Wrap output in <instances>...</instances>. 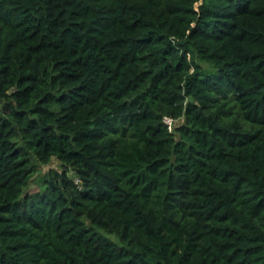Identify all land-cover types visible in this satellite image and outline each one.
<instances>
[{
  "label": "trees",
  "instance_id": "16d2710c",
  "mask_svg": "<svg viewBox=\"0 0 264 264\" xmlns=\"http://www.w3.org/2000/svg\"><path fill=\"white\" fill-rule=\"evenodd\" d=\"M0 264H264V0H0Z\"/></svg>",
  "mask_w": 264,
  "mask_h": 264
},
{
  "label": "rangeland",
  "instance_id": "374dc122",
  "mask_svg": "<svg viewBox=\"0 0 264 264\" xmlns=\"http://www.w3.org/2000/svg\"><path fill=\"white\" fill-rule=\"evenodd\" d=\"M179 122V121H178ZM50 169H56V170H60L61 169V163L54 159L53 162L51 163V165H47V166H41L40 167V170H39V173L40 174H45L46 172H48ZM71 174V172H70ZM71 177H73V175H71ZM76 182H80V180L76 179ZM40 189V184L39 182L35 179L30 187H29V190L30 192H35L37 190Z\"/></svg>",
  "mask_w": 264,
  "mask_h": 264
},
{
  "label": "built area",
  "instance_id": "2783aa9c",
  "mask_svg": "<svg viewBox=\"0 0 264 264\" xmlns=\"http://www.w3.org/2000/svg\"><path fill=\"white\" fill-rule=\"evenodd\" d=\"M164 121L168 125L169 130L173 131L175 129L177 121L174 118L165 116Z\"/></svg>",
  "mask_w": 264,
  "mask_h": 264
}]
</instances>
